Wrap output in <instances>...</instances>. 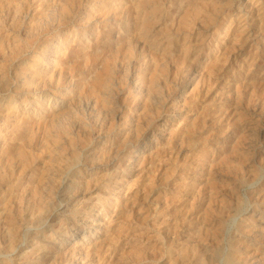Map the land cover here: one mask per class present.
<instances>
[{
    "label": "rangeland",
    "instance_id": "obj_1",
    "mask_svg": "<svg viewBox=\"0 0 264 264\" xmlns=\"http://www.w3.org/2000/svg\"><path fill=\"white\" fill-rule=\"evenodd\" d=\"M241 263L264 0H0V264Z\"/></svg>",
    "mask_w": 264,
    "mask_h": 264
},
{
    "label": "bare ground",
    "instance_id": "obj_2",
    "mask_svg": "<svg viewBox=\"0 0 264 264\" xmlns=\"http://www.w3.org/2000/svg\"><path fill=\"white\" fill-rule=\"evenodd\" d=\"M110 71H111V70H110ZM107 76H108V75H107ZM107 76H106V77H107ZM103 83H104V82H103ZM103 87H104V86H103ZM241 264H242V263H241Z\"/></svg>",
    "mask_w": 264,
    "mask_h": 264
}]
</instances>
